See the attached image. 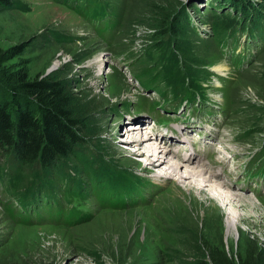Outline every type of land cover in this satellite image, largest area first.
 <instances>
[{
    "label": "rangeland",
    "instance_id": "1",
    "mask_svg": "<svg viewBox=\"0 0 264 264\" xmlns=\"http://www.w3.org/2000/svg\"><path fill=\"white\" fill-rule=\"evenodd\" d=\"M251 2L263 7L259 8L263 17V4ZM7 3L13 6L0 7V52L12 47H20L21 52L3 62L0 73L7 81L22 72L29 80L62 84L73 118L83 123L78 136L97 151L108 168L134 175L144 188L138 196L120 195L124 208L110 207L108 201H101L107 193L104 184L99 183L103 193L99 194L95 191L98 185H92L82 170L76 175L62 166L60 172L71 178L79 176L75 179L82 185L81 209L86 210V218L67 225L63 219L70 209L62 200L63 188L73 186L65 185L66 177L56 180L55 172L46 177L57 191L53 202L50 188L37 183L36 177L43 176L40 169H33L37 175H32V168L9 171V155L0 152V264L28 255L47 264H194L207 261L215 249L235 263L247 252L264 249V193L256 192L257 199L250 193L264 188V178L243 180L249 158L264 143V103L257 97H264V42L261 38L249 40L256 33L264 38V18L258 17L256 25L244 20L240 28L234 23L218 27L223 19L230 20L232 11L238 12L233 7L238 9L240 4L229 0L231 6L222 0H102L107 10L99 5L90 9L97 17L94 22L85 17L89 10L80 7L78 0ZM244 8L247 17L253 13L251 6ZM174 20L183 26L179 24L174 32L165 28L157 47L153 46L159 23ZM151 46L163 48L165 55L159 57ZM169 51L175 57L173 64L166 63L170 62ZM234 57L242 60L240 65L234 63ZM163 58L167 68L162 67ZM163 72H186L195 78L212 102L230 108L229 118L205 117L203 110L188 107L173 115V105H168L171 94L161 93ZM145 86L153 88L144 90ZM191 92L186 89L187 95H182L188 102ZM153 102L162 105L158 113L164 119L160 121L176 118L195 124L187 137L197 145V151L205 143L222 151L201 159L202 169L220 172L219 162L225 161V171L212 181L228 196L239 198L234 196L228 206H222V202L189 191L179 182L161 179L158 170H145L144 158L127 146L125 128L142 124H129L128 119H143L150 124L146 131L156 133L151 128V120L158 119L156 110H136ZM213 125L220 126L219 133ZM186 126L192 125L185 124L182 129ZM163 127L181 139L174 125ZM186 143L181 154L192 153V144L188 152ZM175 150L173 147L172 153ZM77 163L71 158L69 169ZM15 170L25 177L21 187L14 183ZM230 180L249 190L235 191L227 185ZM19 190L23 196L18 195ZM27 197L30 202H42L24 206ZM138 199L142 201H135ZM98 200L105 205H99Z\"/></svg>",
    "mask_w": 264,
    "mask_h": 264
},
{
    "label": "trees",
    "instance_id": "2",
    "mask_svg": "<svg viewBox=\"0 0 264 264\" xmlns=\"http://www.w3.org/2000/svg\"><path fill=\"white\" fill-rule=\"evenodd\" d=\"M78 1L80 2V7L82 6L86 11L89 10L88 14L85 16L89 21L97 19V17L93 15V11L90 10L94 5H99V9L107 10L103 7L102 0H96V2H90V0H83V2L80 0ZM227 1L228 0H222V3L226 4ZM229 1L240 4L237 7L238 9L233 7L235 10H238V12L232 11L233 13L230 15V20L226 21V19H223V22L220 21L218 27L227 23H234L236 24L235 27H242L244 20L245 22L249 21L256 25V19L264 18V16L261 17L262 15L259 10V8L261 9L263 7H256L255 2H251V0H244L243 2H240L239 0ZM258 1L264 6V0ZM228 4L231 6L230 3H227V5ZM12 6V4L7 3V0H0V7L10 8ZM244 6H251L253 9V13L251 12L248 17L247 13H245ZM236 13H238L239 16H236ZM179 24L183 26V23L175 20L174 22L172 21L171 23L168 22L166 24L160 22L157 26L159 33L153 39V46L157 47V44L159 43L157 41L162 38L165 28L174 32V29L179 30ZM231 28L229 31L233 29ZM218 29L221 30L222 27ZM256 38H261L262 42H264V38L257 33L254 37L249 38V40H255ZM153 46H151L152 48L150 49L152 52L158 54L159 57L165 55V50L163 48H155ZM20 52V47H12L6 51L0 52V65L19 55ZM168 56L170 57V62H166L165 58L161 61L163 68H167V66H164L166 63L173 64L175 61V57L170 51ZM171 58L174 59L172 62ZM236 62L238 63V60L234 59V63ZM161 78L160 81L163 83V90L159 91H161V93L164 92L165 94H171L173 100L178 101L179 99H184L182 98V95L183 97L184 95H187L186 89L192 91V93H188L189 96H194L199 92V95L203 96V94H201L204 92L203 88L199 86V83L195 78L187 76L186 72H183V74L179 73V75L175 73L168 75L166 72H163ZM187 80L189 81L187 82ZM165 85L168 86L165 87ZM146 88L147 87L145 86L144 90ZM151 88L153 87H148L146 90ZM157 88L161 87H156V89ZM257 97L264 103L263 96L257 95ZM69 101L68 94L59 82L47 79L29 80L22 72L15 73L14 79L7 81L4 74L0 73V152L4 151L9 155L6 165L7 168H9V171L17 167H19V170L22 168H32V170H35L36 168L40 169L43 176L36 177L37 183L40 184L43 182L42 185L50 188L52 193L51 200L53 202L57 191L56 188L51 185L50 181L46 180L48 174H50V172H55L56 180H58L59 177L60 180L61 178L66 177L65 179L67 181L65 185H72L73 188H68L67 186L66 188H63L64 195L77 197L83 201L84 198L80 193L82 185H80L78 180L75 179L79 176L71 178L70 175L60 172V167L67 166L68 170L74 171L76 175L79 174V170H82L92 185H98V187L95 188V191L99 194L102 193V191H99L101 190V185L99 183L104 184L103 188L105 189L104 191L107 192V196L105 194L101 196V201H108L109 204L107 205L110 207L124 208L125 204L119 202V196L133 197L138 196L139 194L141 195L144 185L142 182L140 183L134 175L117 173L108 168L109 165L102 161L97 151L86 145L87 143L82 140L77 133L78 131H81L80 126L83 127V123L81 119L76 120L73 118L71 110L69 109ZM259 153L264 155V144L260 146ZM260 157L262 156H257L258 159H260ZM71 158H74L78 163L71 164L69 169L68 164L71 162ZM19 170H15L13 180L15 184L18 182L21 187V182L25 177L20 175ZM34 170L32 175H37ZM10 180H12L11 177ZM31 189L32 187L28 189L27 192L31 191ZM20 194L23 196L21 191L18 195ZM31 197H27L28 199H26L24 206L42 202L40 200L30 202ZM103 198H105V200H103ZM19 199L21 198L19 197ZM139 200L140 199L135 201ZM101 201L98 200V204L105 205ZM67 215V218L78 216L77 218L79 219L77 222L86 218L85 215L81 216L79 212L71 209ZM8 264L47 263L43 262L41 259H36L28 255L25 257H19ZM194 264H264V249L258 247L251 252H247L241 259H237V262L235 263L227 257L222 250L218 252L215 249L210 251L207 261L200 260Z\"/></svg>",
    "mask_w": 264,
    "mask_h": 264
},
{
    "label": "bare ground",
    "instance_id": "3",
    "mask_svg": "<svg viewBox=\"0 0 264 264\" xmlns=\"http://www.w3.org/2000/svg\"><path fill=\"white\" fill-rule=\"evenodd\" d=\"M216 70H221V67L216 68ZM130 121H132L130 123L142 122L139 125L134 124L126 127L125 135L127 137V146H133L135 149L133 153L144 158L145 170H158L160 173L157 176L161 177V179L172 180L175 183L179 182L189 191L191 190L222 202V206H228L231 203V199L235 195L228 196L221 191L220 184L212 181V178L216 176L211 174L209 170L202 169L204 167L200 162V157L195 153L193 147H191L192 153L183 151L181 154L182 144L187 141L177 140L174 142V140H165L166 138L154 136L149 131L142 133L140 127L145 126V129L150 124H146L143 119L134 118ZM183 130L186 132L191 131L192 126H186ZM150 135H153V137ZM152 138L155 143H151ZM173 147L176 150L172 153ZM170 155L172 159L169 161L168 157ZM182 168H184L183 173L181 172ZM235 197L239 198L238 196Z\"/></svg>",
    "mask_w": 264,
    "mask_h": 264
}]
</instances>
